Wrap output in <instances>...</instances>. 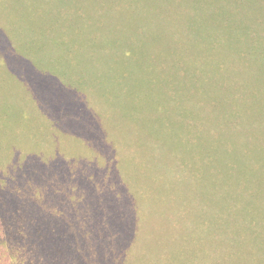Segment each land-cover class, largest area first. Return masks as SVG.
I'll return each mask as SVG.
<instances>
[{"label": "rangeland", "instance_id": "1", "mask_svg": "<svg viewBox=\"0 0 264 264\" xmlns=\"http://www.w3.org/2000/svg\"><path fill=\"white\" fill-rule=\"evenodd\" d=\"M208 3L0 0V264L263 262L264 217L259 216L264 214V99L259 103L262 90L257 81L248 80L254 65L250 58L234 62V68L247 71L245 77L232 74V70L225 74L229 90L220 87V91L231 94L233 102H245L252 91L257 97L250 101L254 109L246 111L241 106L246 113L245 132L223 139V123L212 111L218 102L209 99V94L198 91L186 115L177 108L190 89V84L182 83L188 77L186 67L176 68L173 60L164 56L171 49L185 50L187 58L188 52L196 53L185 39L190 34L188 20L196 14L197 6L205 9ZM261 3L264 5V0ZM16 8L22 17L31 8L37 26L45 19L51 24L48 20L54 15L64 20L59 33L74 39L78 49L80 45L90 48L82 43L84 37L96 42L103 36L116 38L119 44L107 51L122 60L120 70L128 77L140 76L131 45L135 48L137 37H145L143 47L157 62L155 66L147 64V73L153 74L154 80L150 76L142 83L137 80L120 86L121 81L116 85L95 79L80 88L48 80L47 73L26 62L17 51L18 39L11 45L6 31L14 15L18 16ZM209 22L203 23L199 35H214ZM211 46L202 47V51ZM68 48L59 49L66 53ZM55 51L50 48L37 57L43 64L45 61L47 70H57L55 59L61 55ZM192 58L201 61L199 55ZM61 70L72 75L78 72L68 60H62ZM154 81L159 82L154 83L159 94L152 92ZM109 86L112 91L122 89L120 97H105V89L111 92ZM137 88L152 89L157 100L146 112L129 114L128 109L137 103ZM150 105V101L145 103L147 108ZM159 117L164 118L159 121ZM175 118L182 130L178 124L179 136L163 146L162 133L173 127ZM148 120L155 123L153 127ZM220 139L230 153L220 152L229 157L227 162L233 168L228 170L229 178L206 167L208 150L218 149ZM235 153L242 157L241 163L233 157ZM207 190L210 204L203 200ZM221 197H229L225 199L229 205L242 199L230 213L215 208L213 200ZM234 239L240 241H226ZM249 240H259L262 252ZM246 241L252 247L246 245L248 253L241 248Z\"/></svg>", "mask_w": 264, "mask_h": 264}, {"label": "trees", "instance_id": "2", "mask_svg": "<svg viewBox=\"0 0 264 264\" xmlns=\"http://www.w3.org/2000/svg\"><path fill=\"white\" fill-rule=\"evenodd\" d=\"M205 1L208 3V0ZM211 2L212 0L206 5L207 8H205L207 10H211V12L209 11L205 12L204 8L202 7L200 8L199 6H197L196 14L192 17H189L190 20H188L189 22L188 32L190 34L185 39L191 43L189 44V49L190 50L196 49L195 50L196 53L188 52L189 57L187 58L186 56L188 54H186V52L183 53V51L185 50L179 52L178 50L171 49L172 51L165 52L166 54H164V56L170 57V59L173 60V62L171 63L174 64L176 68H179L182 65L186 67L185 70L187 72L188 77L184 78L185 81L182 83H184L185 85L190 84V89H188V91L186 90L187 93H185L182 99V103H179L177 105V108H181V112L183 115L189 113L188 106H190L191 103H193L192 100L196 96L198 91L203 90L205 94L210 95L209 99H213L214 101L218 102L215 104V108L212 111H215L214 113H216V118H221V121L224 126V130L222 131L223 134L222 138L224 139L227 136L232 137L233 133L245 132L244 129H242L243 128L242 125L244 124V116H246V113L241 109V106L243 105V108L246 111L247 109H254V104L250 101L253 99L255 100V98L257 97V94L252 91L250 99L248 98V100H246L245 102L238 103V102H233V96H231V94L220 91V87H223L222 89L224 90L225 89L229 90V88L225 87V85H227V77H225V74L229 73L230 70H232V74L235 73L236 75L238 74V76L241 75L243 77H245V73H247V71H245L244 69L239 70L240 68H234V62H237L239 64L242 63V61H245L248 58H250V61L254 65L252 66L254 67L255 71L254 73L253 70L250 71V74L252 73L253 74L249 76L250 78H248V80L254 79L255 81H257V84L259 85V89L262 90V92L259 93L257 97L259 103H261V100L264 99L261 98V96L264 95V29L262 30L259 29L262 26L264 27V5L261 3V0H214L213 3ZM212 8L214 9V11L212 10ZM258 8H259V13L253 14V11H256ZM27 12L28 14L23 13L25 17H22L21 12L19 11L18 8H16L15 14H17L19 17L14 15V17L11 20L12 25L8 27L6 32L8 33L12 41L11 45L14 46L13 44H15L16 39H18V42L19 41L20 42H19V47H17V51L27 60L26 62H29L32 65H34L36 69L38 70L40 69L41 71H43L44 75H46L47 73L48 80L56 79L60 82L67 83L74 88H80L81 86H88L90 81H94L95 79L100 80L102 82H106L108 80V82H110L111 84L115 83L116 85H119L121 81L120 86L127 84L133 85L137 82V80H140V83H142L146 81L150 76L154 80L155 77L153 76V74L151 75L149 71L147 73V64L150 65L152 64L153 66H155L157 62L156 59L155 61L153 60L154 55H151V53H149V51H147L143 47L145 41L147 40L145 37L144 38L142 36L137 37L139 43L138 42L135 43L136 44L135 48L133 45H131L132 54L133 55L136 54L137 56V60L134 61L136 67L135 68L136 74L140 76L128 77L120 70L119 62L120 61L122 62V60L120 59V61H118L117 59H114L115 53H113L112 56V53L107 51L108 49L114 50L115 45L117 43L119 44V41L116 38L103 36L102 41L96 42L95 40H92L90 37H84L82 43H85L87 48L88 47L94 48V51L96 53L94 51H91L90 48L84 49L82 45H80L81 47H79L80 49H78V45L76 46V41L74 39L72 38L70 39L65 35L59 33V32H63L62 30L64 23H62L61 21L65 22L64 20H61L60 18L57 19L54 15L51 18L48 17L49 18L48 21H50L51 24L47 22L45 19L44 21L40 22L39 26H37L34 25V19H33L34 11L31 8H29ZM207 15H209V19L207 17V19L204 18L203 20L205 21L210 20L209 24H212L211 29L214 35H208V36L199 35V33L202 34L201 29L204 26L203 23L205 22L202 20V18L203 16L205 17ZM36 23L38 24V22ZM39 28L41 29V31ZM159 41H161V38H159ZM172 42H174V40H172ZM209 44L213 46H211L206 52L202 51L204 46L207 45L208 47ZM57 46L59 48L60 47L62 48L64 46V48L66 49L67 47H69L68 48L69 51H67L66 53L62 52ZM198 47L201 48L198 49ZM50 48L53 51L58 49L55 52L61 55V57L60 56L56 57L55 66L57 65V70L54 67L53 71L47 70L46 67L43 66L45 64V61L43 64V59H37L38 56L39 57L42 56L44 52ZM62 53L64 54L62 55ZM212 53L214 55L213 59H211L212 56L208 58L207 56L211 55ZM183 54L185 55L183 56ZM194 54L199 55L201 61L193 59L192 57L194 56ZM177 57H181V59L178 60ZM216 57L218 58V62H216ZM59 58L60 60H58ZM62 60L64 61L68 60V62L71 61V65L76 66L78 68V72L74 75L70 73L68 74L67 71H65L64 73V71L61 70ZM179 61H182L183 64ZM93 64L95 66L92 68ZM118 71L119 72L121 71L120 72L121 79H120V74H118L119 73ZM79 73H81V75H79L78 77ZM57 74H59L61 78L57 77ZM104 76H106V78H104ZM222 78H224V81H220ZM123 81L126 83H123ZM150 83L151 82L148 81L147 85H149ZM154 83H159V82L157 81L153 82L152 84L153 91L152 89L149 90L145 89L146 92L139 91V88H137V90L139 91L136 95L138 97L137 103L135 106H133V109L132 108L128 109L127 112L129 114H132V112L134 113L146 112L147 109L152 108V105L157 100L155 94L154 93L152 94V92L158 93L154 89ZM109 87L112 94L111 92L108 93L107 89H105L104 90V93L106 95V96L104 95L105 97H107L108 99H110V97L114 99L120 97L121 92H123L122 89L112 91V86ZM141 87L143 88V86ZM189 90L191 92H189ZM192 91H196V92L194 93ZM147 101L151 102V105L148 108L145 106V103ZM14 109L20 113L21 117H23L22 112H20L16 108ZM14 114L15 113H11V112L9 113V115H14ZM174 114L179 116L178 111H175ZM166 115L168 116L169 113H166ZM162 118L164 117H161L159 121ZM148 121L151 127H153L152 125H154L155 123L151 122V120ZM179 122L180 120H176L175 118L174 119L175 124L173 125V127L168 131L162 133L161 140H163L162 141L163 146L168 145L169 142L173 143L175 141L174 138L176 136H179L180 131L177 130V125L179 124ZM182 126L183 125L181 124L180 125L181 130H182ZM29 129H31V126H29ZM155 132L159 133V131H155ZM218 142L222 144L218 149L214 151V147H212L211 149L209 148L208 150L210 162L206 167H208V169L211 168L217 169L218 171L217 176L229 178L230 174L228 170H233V168H230L227 162V159L229 157L224 158L221 155L223 152H227L222 143V139H220ZM233 157H235L236 161L241 163L242 157L238 158L236 153L233 155ZM208 193L209 190L206 191L205 196L203 198L205 204L207 202H209L210 204L212 201V199H210V197L207 196ZM221 198H217L213 200V203H215V208L216 209L221 208V210H223L224 208V210L226 209V211L230 213H232L234 209L237 208L235 205L239 204V202H241L242 199L240 197V201H239L237 198H235L239 202L229 205L226 202L227 199L229 200V197H225L224 199ZM233 200L234 198H232L231 201L232 203ZM221 210L218 211L222 212ZM262 217H264V214H262L261 212L259 218ZM226 241L232 244L233 241L236 242L240 240L234 239V240H229V241L226 240ZM249 242L251 244L254 243L253 245L258 252H262L261 251L262 245L259 240H253V241L249 240ZM244 243L241 245V248H243L244 252L248 253V251L252 249V247L250 246V244H248V241ZM246 245H249L248 247L250 249L245 251L247 247ZM260 258H263L262 261L264 262V257L260 256ZM263 262H261V264H264Z\"/></svg>", "mask_w": 264, "mask_h": 264}]
</instances>
